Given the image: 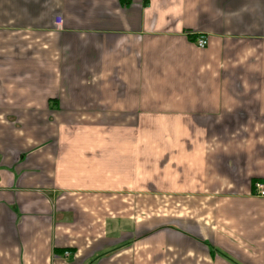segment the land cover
<instances>
[{
    "label": "crops",
    "instance_id": "0c3cea01",
    "mask_svg": "<svg viewBox=\"0 0 264 264\" xmlns=\"http://www.w3.org/2000/svg\"><path fill=\"white\" fill-rule=\"evenodd\" d=\"M258 181L264 0H0V264H264Z\"/></svg>",
    "mask_w": 264,
    "mask_h": 264
},
{
    "label": "built area",
    "instance_id": "2783aa9c",
    "mask_svg": "<svg viewBox=\"0 0 264 264\" xmlns=\"http://www.w3.org/2000/svg\"><path fill=\"white\" fill-rule=\"evenodd\" d=\"M196 43L199 47H205L208 44V39L204 35L197 36ZM257 194L264 196V183L261 181L255 184Z\"/></svg>",
    "mask_w": 264,
    "mask_h": 264
},
{
    "label": "trees",
    "instance_id": "16d2710c",
    "mask_svg": "<svg viewBox=\"0 0 264 264\" xmlns=\"http://www.w3.org/2000/svg\"><path fill=\"white\" fill-rule=\"evenodd\" d=\"M193 39H195L196 40V37H194V36H191ZM256 184V183H255Z\"/></svg>",
    "mask_w": 264,
    "mask_h": 264
}]
</instances>
